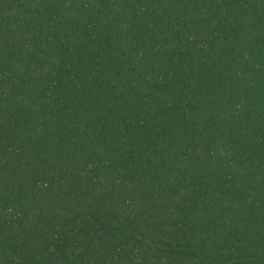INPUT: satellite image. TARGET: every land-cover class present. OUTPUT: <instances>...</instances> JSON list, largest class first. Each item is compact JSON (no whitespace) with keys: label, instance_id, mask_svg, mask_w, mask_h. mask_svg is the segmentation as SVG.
<instances>
[{"label":"trees","instance_id":"16d2710c","mask_svg":"<svg viewBox=\"0 0 264 264\" xmlns=\"http://www.w3.org/2000/svg\"><path fill=\"white\" fill-rule=\"evenodd\" d=\"M0 264H264V0H0Z\"/></svg>","mask_w":264,"mask_h":264}]
</instances>
